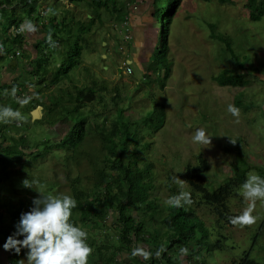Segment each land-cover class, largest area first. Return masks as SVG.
<instances>
[{
    "label": "rangeland",
    "instance_id": "obj_1",
    "mask_svg": "<svg viewBox=\"0 0 264 264\" xmlns=\"http://www.w3.org/2000/svg\"><path fill=\"white\" fill-rule=\"evenodd\" d=\"M45 1L47 3L30 0L31 5L26 7L24 0H13L9 6H6V4L0 5V16L2 17V19L0 18V46H3L2 50L11 52V55H8L5 51V56L0 59V76L5 70L6 64L10 63L12 59L23 61L28 56L24 44L21 41L18 42L21 30L25 27L23 25L26 22L28 25H31L39 20L38 23L40 24L43 21L48 22L52 17H55L57 22H59L63 16L69 19L68 21H71L72 16L75 14L82 18L85 15L89 17L91 14V11L87 7H82L79 10L78 5L75 3L69 6V3L66 1L62 3L63 0ZM231 1V5L220 4L217 0H211L208 3L196 0V3L193 2L192 5L188 3L187 16L190 19L187 22H183L185 20L182 19L184 17V5L178 8L170 25L168 64L169 62H172V64L168 65L170 72L165 79L162 78L165 75L164 69L159 68L162 67L161 64L158 67L157 64L146 61L150 56L149 45L154 41L153 37L156 28L153 22L147 27V23H144L147 20L144 18L131 19V28L133 31L138 32L136 36L138 38L132 44L128 55L129 60H131L129 62L132 71L130 75H123V73H119L116 69L117 62L122 61L119 59L116 47H113L110 43L107 46L106 44L103 45V42L100 43L102 36L106 37L105 28L110 27V29H114V25L112 24L113 27L112 25L108 26L103 17L96 20L94 25L95 30H98L100 33L102 32V28H96V26L104 25V27L102 35L95 36L93 38L95 41L91 40L92 47L94 48L93 51H85V54H82L80 58L60 55L58 57L57 54H53L54 70L66 67L70 63V59L74 63L79 59L80 64L75 66H79L77 67L79 71L68 74V76H72L73 74L76 76L75 81L77 84H82L84 71L88 70L92 75L99 77L100 83L105 85L106 91H103L105 97H114L115 91L113 89L117 87L121 96V101L119 100L121 102L120 105L127 111V114L130 112L131 119H135L141 114H145L146 119H151L141 128V132L140 129L137 132V147H146L139 148L137 155L146 164L151 165V173L157 185L154 194L163 203H166L167 198L171 195L181 192L189 193L191 203H186V205L192 208L203 220L204 225L208 228L209 238L216 240V231H219L226 238L224 241L225 249L223 251H212L211 254L205 255L206 257L208 256L206 264H231L233 258H240L242 253L251 246V241L255 234L257 235V239L255 240L252 257L259 262H264V232L262 234L259 232L261 231L260 223H264V201L259 199L256 201L253 214L257 216V219L252 223H217L216 215L210 211V207L203 204L199 194L192 193L184 178L187 165H200L197 158L199 155L210 165V174L215 177L219 175L218 172H221V175L225 176L224 178L230 176L229 166H234L236 162L238 164L242 162V165L249 167L245 175L246 178L249 171L253 169L259 174L264 175L263 156H259L258 159L254 156L258 145L264 148L262 147L264 145V84L251 83V77L248 78V84L251 83V85L246 86L249 89L248 93H242L241 97L240 93L236 91L238 89H235V87H221L212 79V77L218 76L223 72L224 69H228L230 73H237L238 69H243L255 70L252 71V76H258V79L264 81V18L260 22L245 21L246 16H244V13H247V9L245 8L247 0ZM201 3L205 4L202 5ZM7 17H13L19 23L17 25L19 33L17 35H14L16 27L11 26L9 20L3 21ZM204 19L213 24L216 32L232 39L236 57L233 58L223 52L221 49L222 45L219 47V40L209 37V32L203 24ZM49 28L53 30L51 26L44 27V30L47 29L49 31ZM38 29L35 34L39 33L41 35V28L38 27ZM118 29L121 30L122 27L119 26ZM113 31L117 33L115 30ZM143 32H145L146 38ZM11 34L14 37H10ZM46 36L49 40L50 36L47 33ZM36 43L39 48L44 46L43 39L37 40ZM143 46L147 48L143 50L145 56L138 52ZM15 53L18 54L15 55ZM102 53L107 54L106 60H101L103 58ZM53 59L50 60L48 72L52 69ZM156 59L158 60L157 57ZM84 65L87 67L86 69L83 67ZM103 65H106L107 69L102 68ZM36 68L34 66L32 69L35 78L31 80V85H27L28 83L24 82L27 81V74L31 73V69L27 70L28 72L26 73L23 71L22 74L18 72L21 74L19 81L22 84L21 89L23 91L28 86L31 93H33L34 81H38L40 76L42 79L46 77V74L43 75V70H37ZM50 76L46 78L48 81L50 80ZM158 76L162 80H158ZM61 81L67 83L66 80L61 79ZM0 96L4 97V94L1 93ZM247 99L254 100V103L258 106L254 117L244 118L242 116L243 109L245 110L249 103ZM233 100L239 102L236 106V108H239L236 115L228 111V105H234ZM60 102L62 106H71L69 98L66 96H63ZM154 102L157 106L161 105L163 107L165 114L163 119H160V112H152L155 105ZM28 105V100H23L18 105V110L24 116L23 121L25 122H28L29 117L27 114ZM60 108L61 112H65L63 107ZM32 111L29 112L30 115ZM56 113H60V111L56 110ZM75 117L78 116L75 115L73 117L74 122H76ZM109 118L111 121H115L112 113L108 114L106 120ZM251 118H259L261 119L260 123L263 124L261 131H258L262 137L260 143L259 140L252 141L253 136H250L251 132L247 129V125L252 121ZM3 121H0V130L4 128L2 126ZM130 121L131 123L134 122V120ZM10 122L11 120H8L7 124H4L6 127L4 133L7 135H9V130H11L9 127ZM92 122L94 121L90 120L88 124L91 126ZM117 123L119 125L123 124L120 120ZM28 125L27 128H22L24 129L22 135L13 137L16 141L5 140V142L7 144L12 143V145L19 147V149H22L21 146H25L24 140L23 143L20 142L21 137L25 138L26 144L29 142L26 148L31 155L25 152H20L17 155L21 156V154H24L26 162L30 165L28 169L25 167L19 173L24 177L26 184L36 188H31L28 192L32 198L40 194H54L48 192L49 185L42 193H39V190H37L39 180H43V177L47 181L51 180L60 183L67 178V172H69L68 180L71 181V185L69 188H65V193L71 195L70 187L74 186L72 184L74 182L72 181L76 176L82 177L88 175L91 179L89 173L91 164L101 157L98 147H114L115 145L117 149L123 147L122 141L119 138V135L122 134V129L113 138H109L111 134L105 132L103 140L98 136L99 129H93L82 137H78V139H81V142L76 148L73 149L66 146L61 150L55 146H59V137L55 136L53 138L55 135L54 130L56 129L48 127L47 119H39L34 122L30 119ZM201 126L206 127L213 136L210 144L204 145L192 141V134L197 127ZM72 127L69 133L80 132L78 128ZM246 141L252 142L253 146H247ZM6 143L0 137V147H6ZM129 145L128 150L130 151L134 144L130 142L127 144V147ZM48 147L51 148L47 151ZM224 147H231L234 149L235 154L230 153V151L228 153ZM228 154L232 155V157ZM124 159L126 158L124 157ZM96 164L98 167H104L100 160ZM7 168L1 160L0 169L6 170ZM105 168L107 173H109L110 169L108 166H105ZM112 172L116 173L115 171ZM151 173L149 174L150 176ZM174 177H179L180 179L174 180ZM210 177L209 175L208 178L210 179ZM86 182V179H82L78 185L79 189H76V191L85 188L87 186ZM2 187H5V185H0V189ZM40 189L42 188L40 187ZM237 189L235 188L234 191ZM111 192H116V188H111ZM23 201L28 206L32 205L27 197H24ZM122 203H124L123 200ZM8 204H10L8 200H0V206L6 208ZM246 205L247 201L244 200L240 192L237 195L233 193L227 203L228 210L233 214H239ZM93 214L89 220L92 221L91 223L86 222L82 224L78 221L77 224L84 227L88 232V241L93 249L88 261L92 260V264H107V259H104L101 263V259H94L95 257H92H103L107 251L108 253H116L119 247L117 241L122 245L119 232L117 231L120 228L119 214L115 210L105 213L101 220L103 228L102 224L101 226L97 225L100 224V221L99 217L96 216L97 212L95 209ZM135 221L141 220L136 218ZM218 224L222 225V229H218ZM91 226H96L100 229L96 230ZM101 228L108 235L106 239L110 243L108 244V249L104 247L103 241L106 238V234L102 232ZM157 231L159 234L162 233L161 230ZM152 244L151 240L148 244L136 241L134 243V254L142 257L141 253L147 252ZM119 257L120 260H113L111 264H133L132 262H134L133 258H129V253L119 254ZM180 258L182 259L181 264H187L184 254H181Z\"/></svg>",
    "mask_w": 264,
    "mask_h": 264
},
{
    "label": "trees",
    "instance_id": "obj_2",
    "mask_svg": "<svg viewBox=\"0 0 264 264\" xmlns=\"http://www.w3.org/2000/svg\"><path fill=\"white\" fill-rule=\"evenodd\" d=\"M12 1L13 0H0V5L2 6V4H6V6H9ZM29 1L30 0H24L25 7L30 5ZM68 1L70 3H80L79 8L80 6L81 8L87 7L91 11L90 17L85 15V17L82 18L78 17L76 14H72L73 16L71 21H68L69 19L63 16L59 22H57L55 17H52L49 20L51 24L48 25L53 27V30L52 28H49V31H47V29L41 31V38L43 39L44 46L39 48L38 45H36L33 52L25 49L28 52V56L27 58H24L23 61L19 62L18 66L21 67L20 70H16L15 67L11 73L12 79L6 80V83H9L10 81L15 83L10 87H4V90L7 88L11 92H5L4 97L8 100L12 99V105L9 106L13 109L18 108L20 102L16 100V96L19 93V89L22 90V84L19 81L20 75L23 71L26 73L28 72L27 70L31 69V73L27 74V81H24L28 83L27 85H31V80L35 78L32 69L36 66L37 70H43V75L46 74V77L42 79L40 76L38 81H34L33 93L30 94V92H28L30 96L28 100V110L41 106L43 111L41 120L47 119L48 127L57 129L58 126H56V123L61 122V124H63V128L62 126L61 128L65 130L69 128V124L65 122H70L73 124L72 128H78L80 131L58 134V142L60 143L59 146H55L59 147L61 150L66 146L74 149L81 142V139H78V137H82L93 129H99L100 132L98 133V136L101 140L104 139L105 132L111 134L109 138H113L116 134H119L122 129V134L119 135V138L122 141L123 147H120L119 149L115 147L116 145L114 147H98L101 157L91 164V168L89 170L91 179L88 175H85L82 177L76 176L72 181L74 182L72 183L74 186L70 187V191L72 193L71 195H73L77 200V205L73 209V215L71 217L72 220L76 223L79 221L82 224H85L86 222L91 223L92 221L89 220L93 216L95 209L97 212L96 216L99 217L98 219L100 221V224L97 225L101 226L103 215L115 210L119 214L118 220L120 228H118L117 231L119 232L122 244H119L120 247H118L117 251L121 254H124L125 252L129 253L130 258L134 259V262H132L133 264H181V254H184L186 256V260L191 264H197L198 262L199 264H206L207 260L205 255H208V253L211 254L212 251H223L225 249L224 241L226 238L219 231H216L217 239L211 240L209 238L210 234L208 228L204 225L203 220L192 208L188 207L186 203L182 202L179 206L163 203L154 194L157 185L155 184V180L151 173V165L146 164L137 155V132H139V129L141 132V128L151 119H146L145 114L139 115L136 119H131L132 117H130V114H127V111L120 105L121 98L120 94L117 92H115V97H105L104 95L96 93L93 87H77L75 90L77 85L75 81L76 76L74 74L72 76H68V74L79 71L77 69L79 66L75 67L80 64L79 59L75 63L72 59H70V63H68L66 67L54 70L53 54H57L58 57L60 55L80 58L82 54H85V51L88 52L89 50H94L91 40H94L93 38L97 35H102L104 27V25L96 26V28H102V32L100 33L98 30H95L94 25L96 20H99L102 16L105 18L106 24H109L110 26L113 24L117 28L113 29L117 33L110 29V27L105 28L106 37L104 38L102 36L100 43L106 42V46L110 43L113 47H116L118 44L115 42L122 39L123 33L126 32V30H129L131 28L130 26H132L129 14L124 11L125 7L123 3H118L116 0ZM155 1L161 3V5H155L153 8V18L155 19V23H159L161 31L156 39V48H151V45H149L151 53L148 61L154 59L155 61H158L156 63L166 65V61H163V58L169 45L171 30L169 23L174 19V13L180 3V0ZM203 1L208 3L211 0ZM217 1L220 4H232L231 0ZM245 8L247 9V13H244V16H246L245 21L260 22L262 18H264V0H247ZM162 12H165L166 14L163 15ZM141 14L144 16V13ZM138 15H140V13H138ZM0 18L2 19L1 16ZM5 19L6 20L3 21L6 22L9 20V24L11 26L13 25L14 27H17L19 24L13 17H7ZM182 19L187 22L190 17L187 16V14H184ZM35 22L37 23V21ZM203 24L209 32V37L211 39L213 38L215 40H219V47L222 45V51L229 54L233 58L236 57L234 54L235 48L232 44V39L216 32L213 24L208 22L206 19L203 20ZM125 25L128 28L126 30H124ZM119 26H122L121 30L118 29ZM40 27L44 28L46 27V24L41 22ZM24 28L25 33L27 31L33 32V30L28 29L26 26ZM22 32L24 33L23 29ZM46 33L50 36L49 40L47 39ZM17 34L18 33H15L14 35ZM14 35L11 34L10 37H14ZM20 41L23 43L21 36L20 39H18V42ZM23 44L27 46L28 43L26 42ZM101 55L107 54L102 53ZM3 57L4 56L1 55L0 59ZM51 59H53L52 69L48 72ZM14 63L16 62L10 63L9 66H12ZM83 67L85 69L87 68L85 65ZM238 70L239 71L237 73H230L228 69H224L223 72H221L218 76L212 77V79L215 80L221 87H235V89H238L236 91L240 93L241 97L242 93H248L249 89L246 88L247 85H251L253 82H256L258 85L264 84V81L258 79V76H252V71L255 70ZM165 71L168 75V67H165ZM17 72H20L21 74L18 73V76L13 77V75ZM49 73H51V78L49 81H46ZM90 76V71L86 70V72L84 71L82 78L84 81L87 80L89 83L91 81ZM250 77L251 83L248 84L247 79ZM59 78L66 80L67 83L65 81H61ZM113 90L116 91L115 88ZM63 96L69 98V103H71L70 107L68 105L67 107L62 106L60 99L63 98ZM247 100L249 103L246 109H243V114L251 113L253 109L258 108L257 104L254 103V100ZM233 104L236 107L239 102L233 100ZM60 107H63L65 112H61ZM159 108L160 110L156 111L157 108H155L154 105L152 112H160V119H163L165 115L164 111H162L163 107L160 105ZM56 110H59L60 113H56ZM109 113L114 115L115 121H111L110 118L106 120ZM75 115L78 116L75 117L76 122H74L73 119ZM28 116V122L19 120L20 123H17L18 121L16 119L11 120L10 125L15 126V133L22 134L23 132L21 129H25L29 126L30 114H28ZM90 120L94 121L91 123V126L88 124V121ZM118 120L122 121L123 124L119 125L117 123ZM130 120H134V122L131 123ZM7 122L8 120L3 121L2 126L4 127V124H7ZM106 123H108V125H106ZM2 140L5 141V137H3ZM9 140L16 141L14 138ZM23 140L25 146H21L22 149L26 148L29 144V142L26 144L25 138L21 137L20 142L23 143ZM130 142L134 145L129 151L128 149L130 145L127 147V144ZM18 148L19 147L12 145V143L4 148H0V160H2L3 163L11 162L12 164H19L21 156L25 155H17L20 153V151H17ZM49 148L51 147H48L47 151ZM224 149L228 153L230 151V153L235 154L234 149L231 147H224ZM230 156L232 157V155ZM124 157L126 159H124ZM197 158L200 164L199 166H186L184 175L185 181L190 187L192 193L199 194L203 204L210 207V211L217 217V223H233L230 217L238 215V213L233 214L230 210H228V199L233 193L236 195L238 194L240 186L246 179L245 175L248 172L249 167L242 165V162L240 164L236 162L234 166H229L231 172L230 176L224 178L225 176H222L221 172H218L219 175L215 177L210 174V165H208L207 161L202 158L201 155ZM99 160L104 167L97 166L96 163ZM24 162H26V160ZM23 163L22 165L24 166ZM105 166H108L110 169V174L107 173ZM111 171H115L116 173H111ZM150 173L151 176L149 175ZM66 175L67 178L64 180L61 181V179H59V181H61L60 183L51 180H39V187L37 190L42 193L49 185L47 189L49 193H65V188H69L71 185V181L68 180L69 172H67ZM209 175L211 176L210 179L208 178ZM82 179H86L87 186L76 191V189H79L78 185L81 183ZM76 183L77 185H75ZM40 187L42 189H40ZM113 187L116 188V192H111V188ZM235 188L238 189L234 191ZM11 197L9 196L5 199L10 203L6 206L5 210V214L8 213L6 216L9 223H7V227L0 229V248L2 249H4L3 244L7 236L15 230L14 226L18 222L21 212H23L21 202L19 208L13 209L15 201ZM122 200L124 203H122ZM136 218L141 221L136 222ZM0 219L2 218L0 217ZM263 226L264 223L261 224V231H259L261 234L264 232V230L262 231ZM103 227L104 226L102 224V228ZM92 228L96 230L100 229L96 226ZM218 229H222L221 224H218ZM157 230H161L162 233L159 234ZM102 232L106 234V238L103 243L104 247L108 249V244H110L109 241L106 240L108 235L105 231L102 230ZM256 236V234L253 236L251 246L242 253L241 257L238 258L239 260L233 258L231 264H264V262H259L252 257L253 248H255V240L257 239ZM150 240L153 244L149 247L150 249L147 252H144V254L147 253V255L141 253L142 257H140L134 254V243L136 241L148 244ZM181 248L186 249V251L181 252ZM6 251L11 254L14 259V263L19 264V260L23 259L27 249H22L20 253H16L12 250ZM113 258L114 255L111 254L107 259V264H111Z\"/></svg>",
    "mask_w": 264,
    "mask_h": 264
},
{
    "label": "clouds",
    "instance_id": "obj_3",
    "mask_svg": "<svg viewBox=\"0 0 264 264\" xmlns=\"http://www.w3.org/2000/svg\"><path fill=\"white\" fill-rule=\"evenodd\" d=\"M37 1L42 3L44 2L47 3L45 0H37ZM65 1L69 3V6L75 3V2L70 3L68 0H63L62 3H64ZM116 1L118 3H123L125 7L124 11L129 14V19L137 20L144 18L145 20H147L144 22L145 24L147 23V27L148 25H150L151 22H153L156 29L154 31V37H153L154 41L151 43V48L152 47L156 48V39L161 30L159 28V23L158 24L155 23V19L153 18V8L155 5H159V4L161 5V3L156 2L155 0H116ZM197 1L200 2V0ZM193 2L196 3V0H180V3L177 6V9L174 13V17L177 13L178 8L181 7L182 5H184V14H187V10L189 8L188 3L192 5ZM75 4H77L79 7L80 3H75ZM80 9H82L81 6L79 10ZM138 13H140V15H138ZM141 13H144V16ZM162 14L165 15L166 13L162 12ZM172 22L173 21L171 20L169 26L172 24ZM43 23H45L46 26H49L48 24L50 22L43 21ZM23 26H26L30 30L33 29L36 32V30H39L38 27H40V24L37 21V23L34 22L33 24H31L32 26L31 27L26 22ZM113 28L117 29L115 26ZM126 29L128 28L125 25L124 30ZM23 30L25 33V28H23ZM40 30L43 31L44 28H41ZM15 31H16L15 33H19L18 27H16ZM24 33L21 30V37L23 36ZM137 34H138L137 31H133V29L130 28L129 30H126V32L123 33L122 39L117 40L115 42L116 44H118L116 46V50L119 53V57H120L119 59L122 60L121 62L119 61L117 62L116 69L118 70L119 73H123V75H130L132 73L131 67L129 66L130 64L129 62H131V60H129L128 55L132 47V44L137 41L138 38V37L136 38ZM143 35L146 38L145 32H143ZM23 43L25 42L23 41ZM103 45H105V42H103ZM0 47H1V55L5 56L6 53L8 55H11L10 51L2 50L3 46ZM144 49L147 48L143 46L138 50V52L140 54H144L143 52ZM168 50H169V46H168ZM168 50L163 58V61H166L165 67H168L169 64H172V62H169L168 64V56H169ZM16 54L18 53H15V55ZM102 57H103L101 58L102 60L107 59V55H102ZM146 61H148V59H146ZM12 62L19 63L20 61L12 59L10 63ZM149 62L157 64L159 67V64L156 63L158 61L151 59ZM10 63H7L6 67H9ZM161 65L162 67L159 68L164 69L165 75H163L162 78L165 79L168 75L166 74L164 64ZM102 68L107 69V66L103 65ZM49 75H51V73H49L47 77ZM0 79L3 80L5 79V77L3 78L1 74ZM90 80L91 81L88 83L87 80L84 81L82 78V84L80 83L77 84L75 88L93 87L96 93L100 95H104L103 91H106L105 85L100 83L99 77H96L91 74ZM158 80H162V79L158 76ZM46 81L48 80L46 79ZM13 84H14L13 81L12 82L10 81L8 85H13ZM115 89H116L115 92L119 93L117 87H115ZM26 90L22 91L19 89V93L16 96L17 98L16 100L18 102H21L23 100H29L30 96L28 92H30L31 94V91L28 86L26 87ZM99 91H101V93H99ZM159 106H157L155 103V108H157L156 111L160 110ZM37 107H41V106H37ZM37 107H35L34 109H36ZM255 110H257V108L253 109L251 113H245L242 116H244V118L254 117V115H256ZM228 111L236 115L238 114L239 110L234 105L229 104ZM42 116H43V111L41 107L40 120L42 119ZM13 118L18 121L17 123H20L19 120H23L24 116L21 114L19 110L13 109L11 106H7V105L0 106V120L10 121ZM256 119L257 118H251L252 120L251 123ZM65 123L69 124V128L65 130L61 128V126L63 125L61 124V122L56 123V126H58V128L54 130L55 135L53 138H55V136H58V134L69 133L70 128L73 126V124H71L70 122H65ZM3 130L4 129H1L0 132ZM21 131L23 132L24 129H21ZM20 135L22 134L17 133L15 137ZM258 136H260L259 133ZM212 137L213 136L208 131V129L204 126H201L195 129L191 139L195 143L207 145L210 144ZM4 143L6 142L4 141ZM8 145L9 144H7V146ZM251 146H253V143H251ZM139 148L140 147H138V149ZM22 152L30 154L27 148H24ZM25 160L26 158H24V161ZM26 164L30 167L28 163ZM43 179H44L43 181H45L44 177ZM173 179L176 180L180 178L174 177ZM239 192L244 198V200L247 201V205L239 212L238 215H234L230 217V219L233 223H241V224L252 223L257 219V216L253 214L256 201L258 199L264 201V175L259 174L254 169L249 171L247 178L240 186ZM28 197L32 199L30 200L32 205L29 210L21 212L19 220L14 226L15 230L10 235L7 236L3 244V248L5 250H12L16 253H20L22 249H27L26 253L23 256V259L19 260V264H88L89 256L93 251L92 246L88 241V232L84 227L80 226L74 220L71 219L73 215V209L77 205L76 198L73 195H69L65 193H57V194H49V195L40 194L39 196H34L33 198L30 197L29 195ZM182 202L191 203L189 193L181 192L179 194H174L169 196L166 200V203L175 206L181 205ZM21 208L22 209L24 208V204L22 202H21ZM261 224L262 223H260V226ZM117 242L120 244L119 241ZM185 251L186 249L181 248V252H185ZM111 254L114 255L113 260H117V261L120 260L119 254L121 253L119 251H117L116 253H112V252L108 253L107 251L105 253V256L103 257L93 256L92 258L95 257L94 259H101V263H102V261L104 259H108V257ZM145 255H147V253H145ZM25 256L27 258L26 261L24 260ZM206 260H208V256L206 257ZM90 261L92 264V260H89V262ZM187 264H191V263L187 261Z\"/></svg>",
    "mask_w": 264,
    "mask_h": 264
},
{
    "label": "crops",
    "instance_id": "obj_4",
    "mask_svg": "<svg viewBox=\"0 0 264 264\" xmlns=\"http://www.w3.org/2000/svg\"><path fill=\"white\" fill-rule=\"evenodd\" d=\"M31 30H33V29H31ZM41 37H42V35H40L39 33L35 34L34 30H33V32L27 31L22 36V40L25 43L26 42L28 43L27 46L24 45V48L26 50L30 51V52H33L34 48L37 45L36 41L42 39ZM0 55H1V49H0ZM18 65H19V63L16 62L12 66L5 67V70L2 72V77L3 78L5 77V79H3V80L0 79V94L1 93L4 94L5 92L6 93H11L10 90L7 89V88H6V90H4V87H10L11 86V85H8L9 83H6V80L7 79H12L11 73L13 72L15 67H16V70H20L21 69V67L18 66ZM18 75L19 74L17 72V73H15L13 75V77H16ZM4 83H6V84H4ZM13 83H15V82H13ZM11 102H12V99L8 100L6 97H1L0 96V106L12 105ZM15 109L18 110V108H15ZM31 110L32 109H29L27 113L29 114V111H31ZM30 119L32 121L31 117H30ZM11 120H14V118L11 119ZM0 121H2V120H0ZM260 121H261V119L257 118L251 124L247 125V129L250 130V132H251L250 136H253V138H252L253 142L259 140V143H260V141L262 140V137L258 136V133H259L258 131H261V128L263 126V124L260 123ZM9 127L11 129V130H9V135L4 133V130H5L6 127L2 128L4 130L0 132V137H2V138L5 137V140H7V139L9 140V139H11V138H13V137H15L17 135V133H15V126H12V125L9 124ZM251 143L252 142H249V141L247 142L246 141V145L247 146L251 147ZM258 144H256V145H258ZM260 146L261 145H258V148L254 152V156L257 159H258L259 156H263V159H264V148H261ZM262 147H264V145ZM0 148H2V147H0ZM18 151L22 152L23 149H19L18 148ZM23 162H24V156L22 155L19 164H14V163L12 164L11 162L4 163V166H6L8 168L6 170H1L0 169V185H5V187H2L0 189V200H5L9 196L10 197L13 196V197H11L15 201V204L13 205L14 206L13 209L19 208V202H22L24 204V208H23V212H24V211L29 210V208L31 206H28L23 201V198L27 197V199L32 200L31 198L28 197L29 196L28 192H29V190L31 188L32 189H35V188L34 187H29L30 185L26 184V182L24 180V177L21 176L20 173H19L25 167H27V169L29 168V166L25 162L24 163ZM22 163L24 164V166L22 165ZM25 171H27V170H25ZM15 172H17V173H15ZM24 182L28 186H26L24 184ZM5 210H6V208H4V206H0V217L2 218V219H0V229H2V228L4 229L5 227H7V223H9L8 222V218L6 216L8 213L5 214ZM26 259L27 258L25 256L24 260L26 261ZM0 264H17V263H14V259L12 258L11 254L9 252H7L5 249L0 248ZM88 264H91V261L90 262L88 261Z\"/></svg>",
    "mask_w": 264,
    "mask_h": 264
},
{
    "label": "water",
    "instance_id": "obj_5",
    "mask_svg": "<svg viewBox=\"0 0 264 264\" xmlns=\"http://www.w3.org/2000/svg\"><path fill=\"white\" fill-rule=\"evenodd\" d=\"M32 120H38L41 118V107H37L31 113Z\"/></svg>",
    "mask_w": 264,
    "mask_h": 264
}]
</instances>
